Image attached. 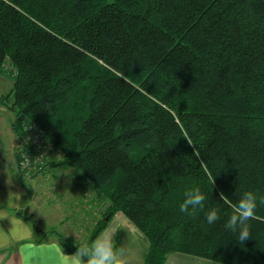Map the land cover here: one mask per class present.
<instances>
[{
    "label": "trees",
    "instance_id": "1",
    "mask_svg": "<svg viewBox=\"0 0 264 264\" xmlns=\"http://www.w3.org/2000/svg\"><path fill=\"white\" fill-rule=\"evenodd\" d=\"M6 71L23 175V156L46 152L26 176L76 168L106 198L89 244L121 212L148 239L143 264H264V0H0ZM197 186L191 217L179 205ZM245 191L259 218L240 243L220 194ZM56 234L65 252L81 245Z\"/></svg>",
    "mask_w": 264,
    "mask_h": 264
},
{
    "label": "rangeland",
    "instance_id": "2",
    "mask_svg": "<svg viewBox=\"0 0 264 264\" xmlns=\"http://www.w3.org/2000/svg\"><path fill=\"white\" fill-rule=\"evenodd\" d=\"M6 72L0 74V97L10 92L14 84L13 77ZM0 121L3 140H11L8 145L14 151L23 149L25 137L18 133L19 125H13L15 116L3 101H0ZM42 174L44 175L39 178L25 180L24 186L18 188L29 202L24 199L15 203L12 195L8 199L9 204L22 208L26 214L32 213L37 226L48 231V236L51 232H55L51 233L55 235L61 233L70 243H88L95 223L102 216V203L106 198L103 196L101 201H98L100 191L83 175L79 174L80 178H77L76 168L58 172L50 170ZM123 216L115 214L108 222V229L114 232L116 246L125 248L128 264H143L148 239L125 215ZM121 217L124 219L120 220Z\"/></svg>",
    "mask_w": 264,
    "mask_h": 264
},
{
    "label": "crops",
    "instance_id": "3",
    "mask_svg": "<svg viewBox=\"0 0 264 264\" xmlns=\"http://www.w3.org/2000/svg\"><path fill=\"white\" fill-rule=\"evenodd\" d=\"M1 130L2 123L0 121V133ZM8 142H11V140ZM8 142H5L0 134V264H32V257L34 255L37 256V264H56L57 256L55 248H63L58 236L51 234L53 233L51 231L49 236L45 235L44 232H49L37 226L32 213L26 214L22 208H18L16 205H11L8 202L9 197L12 195L16 200L15 203L22 202L24 199L27 200L25 194L22 195V191L20 192L18 188L24 186L25 180H32L44 175L41 173L29 178L23 175L15 158V151L8 145ZM26 202L29 201L27 200ZM17 210L23 211L26 215L33 216L34 222L19 216ZM119 213H117L118 216L120 214L124 215ZM123 217L120 220H123ZM107 229L108 225L102 232ZM108 231L111 230L108 229ZM41 246H44L42 259H40ZM146 246L147 251L149 242ZM65 253L69 255L74 254ZM166 264L222 263L183 252H171L168 254Z\"/></svg>",
    "mask_w": 264,
    "mask_h": 264
},
{
    "label": "clouds",
    "instance_id": "4",
    "mask_svg": "<svg viewBox=\"0 0 264 264\" xmlns=\"http://www.w3.org/2000/svg\"><path fill=\"white\" fill-rule=\"evenodd\" d=\"M205 199L200 187L189 188L184 192V199L179 205V211L196 217L198 211L203 210ZM220 199L228 203L232 210L224 227L235 234L240 243L251 239V225L248 221L259 218L256 215L257 194L254 191H245L239 195L236 203L229 200L223 193L220 194ZM219 219V209L213 208L206 213L208 224H214ZM113 233L105 230L90 244L83 243L77 246V251L71 255L66 254L63 248L56 247V264H128L126 250L124 247L116 246ZM43 249L44 246H41L40 259L43 258ZM32 264H37L36 255L32 257Z\"/></svg>",
    "mask_w": 264,
    "mask_h": 264
},
{
    "label": "built area",
    "instance_id": "5",
    "mask_svg": "<svg viewBox=\"0 0 264 264\" xmlns=\"http://www.w3.org/2000/svg\"><path fill=\"white\" fill-rule=\"evenodd\" d=\"M3 1L8 2V3L10 2V0H3ZM31 134L32 135H29L28 138H32L34 140L35 144H37V148H40V146H42V144H43V139L41 138L40 134L39 133H31ZM45 153L46 152H43V153H40L39 155H36V156L31 155V154H25L23 156V161L21 163L22 171L26 175H31V173L34 170H37L38 166L43 161L42 159L46 155Z\"/></svg>",
    "mask_w": 264,
    "mask_h": 264
},
{
    "label": "water",
    "instance_id": "6",
    "mask_svg": "<svg viewBox=\"0 0 264 264\" xmlns=\"http://www.w3.org/2000/svg\"><path fill=\"white\" fill-rule=\"evenodd\" d=\"M106 219H108V217H106Z\"/></svg>",
    "mask_w": 264,
    "mask_h": 264
}]
</instances>
